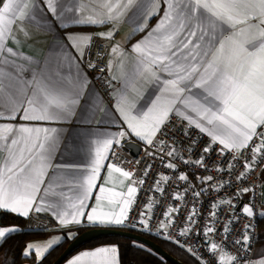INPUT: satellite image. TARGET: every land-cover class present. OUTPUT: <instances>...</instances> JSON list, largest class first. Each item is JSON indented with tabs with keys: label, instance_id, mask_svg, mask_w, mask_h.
Wrapping results in <instances>:
<instances>
[{
	"label": "crops",
	"instance_id": "crops-1",
	"mask_svg": "<svg viewBox=\"0 0 264 264\" xmlns=\"http://www.w3.org/2000/svg\"><path fill=\"white\" fill-rule=\"evenodd\" d=\"M92 39L106 42L109 100L81 64ZM171 114L226 148L247 143L264 120V0H0V212L55 230L25 255L41 259L62 229L119 226L132 188L107 156ZM18 229L2 222L0 242ZM262 260L261 243L250 264ZM60 264H120L119 250Z\"/></svg>",
	"mask_w": 264,
	"mask_h": 264
},
{
	"label": "built area",
	"instance_id": "built-area-1",
	"mask_svg": "<svg viewBox=\"0 0 264 264\" xmlns=\"http://www.w3.org/2000/svg\"><path fill=\"white\" fill-rule=\"evenodd\" d=\"M106 42L92 39L81 64L106 97ZM137 154L113 147L107 160L124 171L132 194L120 227L171 242L200 264H250L259 236L264 184V120L239 148H226L171 114ZM28 228L51 224L28 215Z\"/></svg>",
	"mask_w": 264,
	"mask_h": 264
},
{
	"label": "trees",
	"instance_id": "trees-1",
	"mask_svg": "<svg viewBox=\"0 0 264 264\" xmlns=\"http://www.w3.org/2000/svg\"><path fill=\"white\" fill-rule=\"evenodd\" d=\"M2 222L6 224L17 225L19 229L15 232L6 235L1 240V264H51L74 236L86 229L93 227L89 225H79L60 230L59 232L64 235L63 240L59 244L51 247L41 259L37 260L31 255L24 254L23 249L25 247L26 242L30 239L45 237L46 235L55 232V230L44 228H28L25 223V218L10 215L8 213H6V215L2 218ZM113 227L124 229L120 226ZM258 227L259 236L257 244H264V215L259 216ZM69 232L73 233L71 237L67 235ZM140 234L158 243L164 250H166L168 253H170L172 256H174L181 262H184L186 264H200L179 246L152 235H148L145 233ZM106 243L117 245L119 250L120 264H172L170 261L161 257L159 254L154 252L146 245L128 237L118 235L101 236L95 238L91 241L82 244L77 249H75V251L81 248L94 247L99 244Z\"/></svg>",
	"mask_w": 264,
	"mask_h": 264
},
{
	"label": "water",
	"instance_id": "water-1",
	"mask_svg": "<svg viewBox=\"0 0 264 264\" xmlns=\"http://www.w3.org/2000/svg\"><path fill=\"white\" fill-rule=\"evenodd\" d=\"M122 148L124 150H129L132 154H137L139 151V145L134 140H125L122 142ZM261 203L264 204V184L261 187ZM5 216L4 212H0V224L2 223V218ZM110 235H118V236H124L128 237L130 239H133L135 241H138L139 243H142L152 249L154 252L159 254L164 259L170 261L172 264H186L184 262H181L174 256H172L170 253H168L166 250H164L158 243L154 242L152 239L131 231L127 229H120L113 226H97L92 227L89 229H86L76 236H74L68 244L64 247V249L61 251V253L53 260L51 264H60L68 255H70L75 249H77L82 244L91 241L95 238L101 237V236H110Z\"/></svg>",
	"mask_w": 264,
	"mask_h": 264
},
{
	"label": "rangeland",
	"instance_id": "rangeland-1",
	"mask_svg": "<svg viewBox=\"0 0 264 264\" xmlns=\"http://www.w3.org/2000/svg\"><path fill=\"white\" fill-rule=\"evenodd\" d=\"M259 214L260 215H264V204L263 203H261V205L259 207ZM1 260H2V255H0V262H1ZM262 261H263V264H264V260H262Z\"/></svg>",
	"mask_w": 264,
	"mask_h": 264
}]
</instances>
